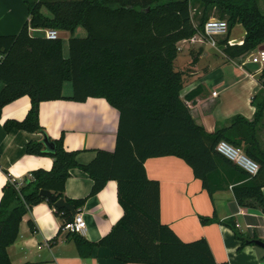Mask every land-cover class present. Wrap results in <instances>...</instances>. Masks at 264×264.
Here are the masks:
<instances>
[{
  "label": "trees",
  "instance_id": "trees-1",
  "mask_svg": "<svg viewBox=\"0 0 264 264\" xmlns=\"http://www.w3.org/2000/svg\"><path fill=\"white\" fill-rule=\"evenodd\" d=\"M259 0H29L30 20L16 36H0V120L5 106L29 97L32 107L23 121L9 120L7 131L45 132L39 108L43 102L104 98L120 113L116 150L98 151L84 166L78 152H68L63 139L53 140L56 151L46 152L43 142H31L27 152L53 160L51 171L37 169L23 180L9 178L0 202V264H12L8 247L20 237L26 214L37 204L47 202L64 225L74 216L58 209L55 202L41 195L51 192L83 208L87 199L73 200L65 189L73 169L87 173L94 182L90 196L99 194L110 181L118 183L119 204L125 213L110 234L98 243L70 233L81 258L87 260L98 248H109L117 261L126 264H230L215 260L204 239L184 243L161 220L160 182L147 176L146 161L174 156L187 163L203 188L214 196L231 182L240 206L249 201L264 213V151L258 141L257 125L264 116V99L255 96V119L242 115L231 119L227 128L214 134L196 124L190 107L198 91L184 99L183 73L176 70L178 44L191 38L211 19L217 9L230 29L240 24L246 30L243 45L227 46L228 58L249 55L264 46V13ZM51 16L44 14V11ZM195 16H198L196 20ZM88 35L75 38V29ZM70 33L65 40L35 36L33 30ZM264 91V70L259 75ZM67 82L73 93L65 97ZM220 141L242 148L260 165L250 176L237 164L217 152ZM220 224L219 219L201 218V224ZM227 225H229L227 223ZM32 228L34 227L31 223ZM243 246L255 245L236 229Z\"/></svg>",
  "mask_w": 264,
  "mask_h": 264
},
{
  "label": "crops",
  "instance_id": "crops-1",
  "mask_svg": "<svg viewBox=\"0 0 264 264\" xmlns=\"http://www.w3.org/2000/svg\"><path fill=\"white\" fill-rule=\"evenodd\" d=\"M28 2L0 0V36L19 34L30 20ZM258 5L264 13V0H259ZM44 14L51 16L46 10ZM32 34L44 37L45 32L33 30ZM70 36L69 33L66 43ZM245 36V28L237 24L227 36L217 37L216 48L209 44H180L183 50L179 52L175 66L184 75L181 95L184 99L198 91L190 112L196 124L208 133L227 128L236 115L252 122L257 112L252 103L254 97L259 95L264 99L259 81L264 67L252 63L250 54L229 59L225 53L226 46L221 44L233 39L243 44ZM68 53L69 48H65L66 56ZM4 87L1 82L0 93ZM72 93L73 84L68 82L64 95L68 97ZM31 107L32 100L25 96L5 106L1 113L0 202L9 178L20 182L37 169L52 170L51 158L30 155L26 149L31 142H42L44 134L51 141L63 139L64 148L68 152H78L77 162L84 166L96 158L98 151L114 152L117 148L120 113L104 98H89L84 103L72 100L41 103L39 115L44 133L5 129L9 120H25ZM257 127L258 141L264 151V116ZM145 163L148 178L159 181L161 185V220L184 243L206 240L218 263L264 264V249L256 244L243 246L242 241L236 238L235 230L229 226L235 224L248 241L258 239L264 242V213L255 201H249L248 207L240 206L231 182L211 196L194 176L192 168L177 157L153 158ZM93 185L87 173L73 169L65 196L73 200L88 198L86 205L77 211L83 214L87 224L86 232L80 235L87 241L98 243L111 233L125 213L119 204L117 182L110 181L103 191L90 196ZM214 216L220 224H201V218ZM63 221L47 202L34 206L21 223L19 239L7 249L11 263L126 264L117 261L106 247L96 248L87 260L81 258L72 237H69L70 233L63 230L59 234Z\"/></svg>",
  "mask_w": 264,
  "mask_h": 264
},
{
  "label": "built area",
  "instance_id": "built-area-1",
  "mask_svg": "<svg viewBox=\"0 0 264 264\" xmlns=\"http://www.w3.org/2000/svg\"><path fill=\"white\" fill-rule=\"evenodd\" d=\"M204 29L199 31L197 34L191 38L183 40L178 45V51L182 52L183 47L180 44L187 43L191 46L209 44L212 47L216 48L218 46L217 37L227 36L230 32V27L226 20L214 19L211 18L207 21L203 27ZM44 37L48 40H58L60 39L61 33L57 30L49 29L44 30ZM235 45H243L240 42H237L235 39L228 40L227 46L233 47ZM250 60L252 63L264 67V50L257 49L250 53ZM215 96L217 94L214 93ZM217 152L223 155L229 161L237 164L250 176L256 175L260 170V165L254 161L250 160L242 148L234 147L231 144H228L226 141H220L217 146ZM238 227V226H237ZM87 229V224L84 219L83 214L77 213L74 219L71 222H67L64 225L65 231L69 233L84 234Z\"/></svg>",
  "mask_w": 264,
  "mask_h": 264
},
{
  "label": "water",
  "instance_id": "water-1",
  "mask_svg": "<svg viewBox=\"0 0 264 264\" xmlns=\"http://www.w3.org/2000/svg\"><path fill=\"white\" fill-rule=\"evenodd\" d=\"M68 37H69L68 32L61 33L60 39L66 40ZM259 49L264 50V46L260 47ZM42 142L44 144V147H45L47 153L52 154L56 151L57 148H56L55 142L53 140L51 141L50 138L46 134H44V139ZM41 195L44 196L46 199H48L52 202H55L56 208L65 209L68 212H71V214L74 217L76 216L77 211H76L75 207L72 206L71 204H68L65 200H58V198H56V196L54 194H52L51 192L46 191V190H42ZM253 243H255L257 246L264 249V242L263 241L255 239V241Z\"/></svg>",
  "mask_w": 264,
  "mask_h": 264
},
{
  "label": "rangeland",
  "instance_id": "rangeland-1",
  "mask_svg": "<svg viewBox=\"0 0 264 264\" xmlns=\"http://www.w3.org/2000/svg\"><path fill=\"white\" fill-rule=\"evenodd\" d=\"M221 15H220V12L217 10V9H215L212 13H211V18H214V19H220L221 17H220ZM195 18H196V20L198 19V16H195ZM88 35V33H87V31L84 29V28H82V27H78V28H76L75 29V33H74V37L75 38H83V37H86ZM217 39V38H216ZM67 46H68V44L66 43L65 44V48L66 49H68L67 48ZM261 67H263V66H261ZM68 83V82H67ZM70 84H72L71 82H70ZM261 98L259 97V100H260Z\"/></svg>",
  "mask_w": 264,
  "mask_h": 264
}]
</instances>
